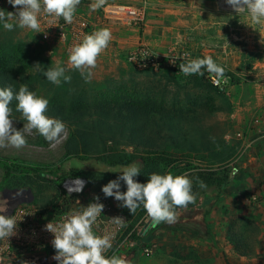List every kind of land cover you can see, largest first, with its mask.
<instances>
[{"label":"rangeland","instance_id":"rangeland-1","mask_svg":"<svg viewBox=\"0 0 264 264\" xmlns=\"http://www.w3.org/2000/svg\"><path fill=\"white\" fill-rule=\"evenodd\" d=\"M146 4L147 20L144 26L136 27L140 30L146 27L148 21L150 4ZM141 45L147 44L139 46ZM26 52V49L17 44L7 52L4 51L10 60L7 67L19 76L21 83L27 85L30 91L48 99L49 104H66L74 109L108 105L115 108L122 104L154 106L158 112L145 117V122L140 127L129 128L134 123L127 117L125 123L129 129L122 128L119 135L115 139L110 138L111 142H108L118 154H129L132 158L131 164L138 163L141 166L140 175L134 177L137 181L146 183L153 172H171L178 175V170L164 169L165 165L156 160L162 158V150H181L191 153L193 157L190 166L187 165L190 171L184 174L189 175L192 183L196 184L195 205L201 195L206 192L212 194L215 190L214 187H200L203 179L196 175L200 171L231 174L232 181L239 180L250 191L248 172L244 171L245 163L249 164V157L246 158V154H243L241 141L235 137L232 115L237 102L231 96V90L222 93L205 77L185 76L180 69L141 70L130 63L127 57L126 63L119 68V73L113 76L107 75L99 81L91 79L90 82H85L79 75L77 77L82 78L80 84L71 79L70 82L61 80V84L57 86L49 82L42 71L35 73L27 68L24 64ZM170 52L167 49L164 53ZM173 52L179 64L189 59L188 48L174 49ZM1 59L0 66L3 67L5 64ZM226 74L235 83L233 74ZM233 83L231 82L229 89ZM162 113H169L174 119L159 126L158 122L164 117L161 116ZM135 119L139 120L138 117ZM13 124L21 129L24 122L13 120ZM129 130L131 137H126L130 134ZM94 135L87 138L88 141L93 145L101 143ZM226 136L229 138H225ZM27 140L28 144L23 149H0V194L4 189H31L35 195L34 202L39 207L53 206L62 201L61 184L64 181V172L72 169L84 170L89 181V194H104L103 186L117 179L121 173L115 171L125 167H111L96 156L82 154L77 157L67 154L65 146L68 141L72 148L80 143V140L70 136L68 128L55 147L35 131L27 136ZM150 144H157L161 149L154 164L146 165L142 158L146 156ZM7 158L18 161L5 162ZM23 162L35 169L28 174L13 172L14 167L25 166ZM36 162L42 165H37ZM51 165L53 166L50 170L61 168L57 171L61 178L46 171ZM234 170L238 172L235 176L232 175ZM120 190L126 191L123 181H120ZM222 193H213L211 196L215 198L212 202L211 198L207 199L210 203L204 215L205 226L197 223L198 228L195 230L189 229V223L185 220L193 218L198 212H186L174 224L161 223L152 227L150 218L142 207L132 215L127 208L119 206L121 202L111 197L116 209L129 216L131 229L136 226L140 231L147 229L146 239H139L138 235L134 239L140 240L150 252L130 246L126 259L131 264H264V209L233 206L220 197ZM224 219L228 220L225 224ZM223 232L227 233L226 240L223 239Z\"/></svg>","mask_w":264,"mask_h":264},{"label":"crops","instance_id":"crops-1","mask_svg":"<svg viewBox=\"0 0 264 264\" xmlns=\"http://www.w3.org/2000/svg\"><path fill=\"white\" fill-rule=\"evenodd\" d=\"M92 2L81 0L73 23L84 16L90 20L92 32L105 27L112 32L108 48L92 70L93 80L99 81L107 75L119 73L127 55L140 44H147L161 53L167 49L188 48L189 59L211 55L225 68V75L233 74L235 83L228 75L233 83L231 96L237 102L232 115L233 126L243 154L249 157L244 171L248 172L250 191L235 179L225 187L220 197L233 206L264 209V22L252 24L246 12H236L226 0H108L107 5L150 4L146 27L140 30L105 19L104 8L91 11L89 5ZM0 9L16 11L8 0H0ZM9 22L14 24L13 31L5 30L0 23L1 51L7 52L16 44L21 45L27 50L24 64L29 70L41 71L35 67L37 63L43 70L59 64L66 69V75L77 80V84L82 82V78L77 77L80 72L68 64V28L63 29L50 19L45 27L41 26V33H35L16 27L15 19ZM237 173L234 171L233 176ZM225 221L228 220L224 219V224ZM223 236L226 240L227 233Z\"/></svg>","mask_w":264,"mask_h":264},{"label":"clouds","instance_id":"clouds-1","mask_svg":"<svg viewBox=\"0 0 264 264\" xmlns=\"http://www.w3.org/2000/svg\"><path fill=\"white\" fill-rule=\"evenodd\" d=\"M236 12L246 11L252 24L264 22V0H226ZM16 9L8 12L0 9V23L7 31L14 30V24L9 22L15 19L16 27L30 29L41 33V13L49 17L62 18L65 23H73L81 0H8ZM108 0H93L89 5L91 11L104 8ZM148 7L145 4V8ZM112 40L109 28H100L91 34L84 35L81 42L75 44L69 53L68 64L80 72L85 82H90L93 69L97 66L100 55L108 48ZM187 55V54H186ZM35 67L43 72L49 82L59 86L61 80L70 82L71 76L66 75V69L59 64L56 67L41 69L37 63ZM180 72L185 76H203L205 72L223 79L225 68L218 64L211 55L203 58L188 59L179 64ZM16 101L15 110L21 114L23 127H14L10 106ZM49 100L30 91L27 85L21 84L18 92L12 85L0 87V149L12 147L17 150L27 146V136L33 131L43 136L51 146L60 143L66 133V125L59 119L47 115ZM141 166L133 163L123 167L117 179L109 181L102 188L105 197H114L121 202L120 207L127 208L133 215L138 208H143L150 218L151 226L161 223L174 224L177 219V209H186L190 204L196 203L193 193L192 180L187 174L174 175L171 172L160 174L153 172L146 183L134 179L140 175ZM235 171V170H234ZM120 181L126 185V191L120 190ZM75 187H69V193L81 192L84 182L80 179L74 181ZM200 187L205 185L201 182ZM99 201V197H94ZM78 202V201H77ZM79 203V202H78ZM104 209L99 202L89 203L80 212H72L62 222L53 224L49 222L45 228L53 234L51 241L56 255L53 257L58 264H131L124 257L113 254L105 255L112 248L111 235H97L94 225ZM7 211V201L0 200V213ZM111 222L123 227L125 220L117 216L110 218ZM17 221L12 215L0 214V240L7 239L16 234Z\"/></svg>","mask_w":264,"mask_h":264},{"label":"built area","instance_id":"built-area-1","mask_svg":"<svg viewBox=\"0 0 264 264\" xmlns=\"http://www.w3.org/2000/svg\"><path fill=\"white\" fill-rule=\"evenodd\" d=\"M145 2L139 6L130 5H107L103 9L105 19L114 20L125 25L142 27L147 20V7ZM54 20L59 27L68 28L69 43L68 50L82 41L84 35L91 34L92 24L87 17L80 16L75 23L67 24L62 18L55 19L41 13L40 23L45 27L47 20ZM172 49L170 53H161L154 50L148 45H141L130 52L127 60L135 67L141 70L154 69L162 70L171 68L179 70L178 58ZM210 83L222 93H228L231 84V78L224 75L223 79L204 74ZM80 179L84 182L81 192L69 193V187H75L74 181ZM89 181L86 177H68L61 184V193L63 200L69 201L70 205H65L63 200L53 206L39 207L35 202L31 204H20L10 214L17 221L16 234L9 237L8 240H0V264H58L53 259L56 255L55 249L51 241L54 239L52 233L46 230L45 226L52 222L57 224L72 212H80L83 207H87L89 203L99 202L104 205V209L100 214L97 224L94 225V231L97 235H111L112 248L106 251L105 255L111 257L113 254L127 258L129 247H138L143 252L149 253L150 250L144 247L140 240L134 239L135 236H142L143 231L137 229V226L131 229V220L129 216L116 209L111 197H105L104 194H89ZM94 197H99L96 201ZM0 200L7 201V212L10 209L12 197H3L0 194ZM79 203H78V202ZM123 217L124 226L120 227L112 223L110 218ZM136 240V241H135Z\"/></svg>","mask_w":264,"mask_h":264},{"label":"trees","instance_id":"trees-1","mask_svg":"<svg viewBox=\"0 0 264 264\" xmlns=\"http://www.w3.org/2000/svg\"><path fill=\"white\" fill-rule=\"evenodd\" d=\"M2 57V59H1ZM0 59L2 60L3 67L0 66V87H5L8 85H12L15 92H18L21 83V79L19 76L13 71L10 70L7 66L9 65V58H7V54L0 50ZM13 109L12 119L17 122H24L21 119V114L15 110L16 101H13L10 105ZM156 109L154 106L145 104V105H117L115 108L113 106H98V107H85L82 109H74L73 107H68L66 104L52 102L49 104L47 115L52 118H56L64 122L66 128L69 129L70 136L72 138L80 140L78 146H74L73 148L70 146V141L66 143L65 149L67 154L73 156H80L82 154L87 156H96L98 159L102 160L105 164L110 165L111 167L117 166H128L132 163V158L129 154H118L116 149H113L112 146H109L108 142H111L110 138H116L120 130L124 127L126 129L132 127H140L143 122H145V117L148 115H152L156 113ZM161 116H164L163 119L158 122V125H166L167 121L174 119V116L169 113H162ZM127 117H130L133 120L134 124H130L129 128L126 126ZM136 117H138V121H136ZM128 136L131 137V132L129 130ZM95 134V135H94ZM94 135V137H98L102 142L93 145L88 141L87 138L90 139V136ZM87 139V140H86ZM150 149L147 150L146 156L142 158V161L146 165L154 164L155 157L158 155L160 146L157 144H150ZM164 152L162 158H158L156 161H160L165 165L164 169H173L172 171L178 170V175H182L186 172H189V167L191 161L193 159L191 153H186L179 150H174L171 152L170 150H162ZM15 163L18 159L7 158L5 162ZM25 166L14 167L13 172H21L28 174L33 169H35L32 165H26L27 162H23ZM30 163V162H29ZM37 165H42L39 162H36ZM15 165V164H13ZM48 168V173L59 176V171L61 168H54L55 170ZM181 166V167H179ZM232 171V175H233ZM85 171L80 169H72L69 172H64L62 178L65 180L68 177H85ZM196 175L199 176V179H203L202 182L206 188L214 187V194L219 195L225 187L232 182L231 174L214 173V172H204L200 171ZM189 176V175H188ZM61 178V177H60ZM193 185V193L196 194L197 187L195 183ZM212 193V194H213ZM211 193H204L200 196L197 204H190L186 209L178 208L177 215L178 217L183 216L186 212L195 211L198 212L196 216L193 218H189V220H185V222L189 223V229L195 230L198 228L196 226L197 223L201 224V226H205L204 215L206 211H208L209 203L207 202L208 198H211V202L215 198V196H211ZM63 200V198H62ZM65 205L69 206L70 202L63 200ZM186 225V224H185ZM195 225V227H194ZM186 228V227H185ZM147 229H145L142 233V236L139 239H146ZM239 243V242H238Z\"/></svg>","mask_w":264,"mask_h":264},{"label":"water","instance_id":"water-1","mask_svg":"<svg viewBox=\"0 0 264 264\" xmlns=\"http://www.w3.org/2000/svg\"><path fill=\"white\" fill-rule=\"evenodd\" d=\"M1 195L3 197H12L10 209L7 212V215H10L13 210L20 204H31L35 201V195L33 194L31 189H4L1 192Z\"/></svg>","mask_w":264,"mask_h":264}]
</instances>
